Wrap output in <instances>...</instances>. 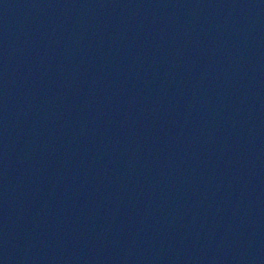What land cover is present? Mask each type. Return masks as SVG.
Here are the masks:
<instances>
[{
	"label": "water",
	"instance_id": "95a60500",
	"mask_svg": "<svg viewBox=\"0 0 264 264\" xmlns=\"http://www.w3.org/2000/svg\"><path fill=\"white\" fill-rule=\"evenodd\" d=\"M0 264H264V0H0Z\"/></svg>",
	"mask_w": 264,
	"mask_h": 264
}]
</instances>
